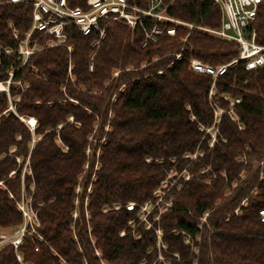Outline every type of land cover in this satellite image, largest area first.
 Masks as SVG:
<instances>
[{"label":"trees","instance_id":"1","mask_svg":"<svg viewBox=\"0 0 264 264\" xmlns=\"http://www.w3.org/2000/svg\"><path fill=\"white\" fill-rule=\"evenodd\" d=\"M25 1L0 0V82L7 86L0 92V228L21 227L22 191L39 226L25 232L17 249L21 263L5 246L0 264H164L156 230L165 264H264V67H229L209 96L212 77L193 72L191 59L225 64L237 56V43L153 19L142 23L161 31L154 42L145 41L140 25L124 21L102 24L97 45L99 31L82 34L66 25L65 45L36 51L22 65L18 44L33 10L32 0ZM127 2L148 7V0ZM164 6L177 20L220 26L212 0H163ZM252 27L264 44V0ZM170 28L173 37L166 34ZM33 33L31 40L39 34ZM37 42L43 45L44 37ZM221 95L241 102L230 107ZM214 104L232 109L238 123L214 115ZM89 146L91 157L99 150L91 182L94 160L84 169ZM172 166L191 178L178 192L154 195ZM171 196L146 230L135 218L139 206L160 197L164 207ZM156 214L157 208L148 221Z\"/></svg>","mask_w":264,"mask_h":264},{"label":"built area","instance_id":"2","mask_svg":"<svg viewBox=\"0 0 264 264\" xmlns=\"http://www.w3.org/2000/svg\"><path fill=\"white\" fill-rule=\"evenodd\" d=\"M17 0H12L16 2ZM217 4L221 11V22L218 28H206L199 25L190 24L177 20L166 14V6L163 7V0H148L147 8H140L137 5H131L127 0H86L84 6L70 7L66 0H35L34 7L38 13L34 15V20L37 23V29L46 31L50 34V28L55 29V36L62 37L63 27L66 25L75 26L82 34L89 33L92 29L99 31V36L102 38L104 35L102 24L111 21H124L130 28L140 25L145 34V41L149 40L154 42V35H160L161 31L153 26L150 30H146L143 26L142 20L153 19L156 23L166 21L171 24H178L187 27L188 29H196L202 33L214 36L222 40H229L237 43L238 54L225 64L211 66L203 63L198 59H191L190 69L198 74L208 75L212 77V91L215 81L218 77L222 76L229 67L238 63L243 64L245 71H253L257 68L264 67V44L256 41V32L252 27L258 11L261 0H212ZM48 13L52 20L42 22V16ZM50 24V26H49ZM166 34L173 37L175 32L173 28L167 30ZM145 41L143 44H145ZM185 41V39H184ZM33 52H31L32 54ZM179 54L175 55L178 59ZM210 90V94H212ZM224 100L229 101L230 107H234L241 101L239 99L230 100L227 97H222ZM227 113L231 121L238 123V118L232 109ZM232 113V114H230ZM220 118V115H219ZM29 127L34 128L33 123H27ZM238 129L241 126L238 125ZM79 191V187L77 188ZM24 220L29 218V213L24 207H20ZM132 206H127L131 209ZM260 220L264 221V209L259 211ZM26 227L17 230L14 240L3 245L10 244L15 249L16 258L21 263L19 254L17 253L18 247L22 243L25 235ZM0 239L6 240L4 235H0Z\"/></svg>","mask_w":264,"mask_h":264},{"label":"rangeland","instance_id":"3","mask_svg":"<svg viewBox=\"0 0 264 264\" xmlns=\"http://www.w3.org/2000/svg\"><path fill=\"white\" fill-rule=\"evenodd\" d=\"M12 1V0H11ZM20 1H24L26 2L25 0H17L16 2L14 3H17V2H20ZM35 0H32V7H33V10H32V26L30 28V30L26 33V36L23 40H20L19 41V44H18V53L20 55L23 56V60H22V65H24V63L26 62L27 58L31 55V52H36V51H40L46 47H52V46H55V45H65V36H62V37H56L55 35V29H54V24H53V27L50 28V32H53L52 34L48 33L46 31V29H43V30H38L37 29V23L36 21L34 20V15H36L38 13V10L35 9L34 7V3ZM52 20V17L48 14V13H44V16H42V22H47L49 23V21ZM105 25V23H104ZM50 26V24H49ZM39 32L38 34V37L36 39H32V36H33V32ZM33 33V34H32ZM104 33V31H103ZM12 35L15 39H17V36L14 32V30H12ZM51 36L53 37L54 40L52 39H49L48 36ZM40 37H44V41L45 43L43 45H37L35 46L37 42V39L40 38ZM104 37V35L102 36V38ZM47 38V39H45ZM100 36L98 38V40L96 42L93 43V45H97L99 43V40H100ZM185 39V38H184ZM184 39H182V42L184 41ZM145 44H143L142 46H144ZM67 49L70 51V47H67ZM176 59V58H175ZM114 75H116V73H114ZM8 83V82H7ZM212 88V86H211ZM209 89V92L210 90L212 91V89ZM7 90V86L4 85L3 83L0 82V92L1 91H6ZM214 90V88H213ZM215 91V90H214ZM213 93V91H212ZM212 95V94H210ZM219 95V94H218ZM220 96V95H219ZM227 97L225 95H221V97ZM228 99L230 100H234L233 98H230V97H227ZM229 103V101H228ZM214 108L215 111H214V115L218 116L219 115L221 116L222 114H227L228 112H230L228 109L227 111H225V109L223 108H220V107H216V104H214ZM232 114V113H230ZM33 123V121H30ZM107 127L105 126V131H106ZM212 129V127H211ZM208 132L210 130H207ZM217 133V124H215L213 126V130L211 131V143H210V146L213 145L214 141H215V134ZM88 141H92V136H90L88 138ZM94 142H96V140H93ZM103 143V140H100L99 141V145ZM92 148H90V146L87 148L86 150V165L84 166V169L85 170H88L90 169V165L92 163V161L94 160V163H93V172H92V175L90 177V182L94 179V170L97 169V159H98V155H99V150L96 149L95 152H94V158L91 157V154H89V151H92ZM91 153V152H90ZM202 154H199V156H201ZM198 155H187V156H183L182 159L184 157H189L190 159H195ZM173 160H175L173 158ZM27 166V163L26 165ZM25 166H24V169L25 170ZM85 175V173L83 174V172L81 173L80 177ZM79 177V180H78V183L80 180H82L81 178ZM188 178H191V175L190 174H187L185 172V170H181V171H176L173 166L170 170H168L167 172V175H166V179L161 182V186L154 192V195L156 194H160L162 197L167 194V192L169 191V189L171 188H174L175 187V190L176 192H178L180 189H181V186L183 185V183L185 181L188 180ZM90 187V186H89ZM89 187L87 188L86 190V194L89 192ZM78 189L76 188L75 192H76V199L74 201V206L75 208L78 207V204H79V200L77 198L78 196ZM174 196H171V198L168 199V202L164 203V207H161L160 204L163 203L161 201V198L158 197L154 202L153 201H147L143 204H141L139 207V210L138 212L136 213V217L135 218H139L140 217V220L139 222H145L146 224V227L145 229H149L152 225L153 222H156L160 215L166 210L167 207L170 206L171 204V200L173 199ZM86 205V200L84 199V206ZM134 203H128L127 206H133ZM20 207H24L25 210H27V212L29 213V218L24 220L23 219V223L21 225V227H18L14 230L12 229H1L0 228V235H4L6 237V240H3V239H0V249L5 247V246H12L10 244H7V245H3L5 243H9L10 241L14 240L15 238H17L16 236V232L17 230L21 229V228H24L26 227V230H29L30 233H33L35 232V228L39 226V222H38V219H37V216L35 214V212H33V210L30 208V199L29 197L26 196V194L24 193V191L21 192V200L19 203H17V207L18 209L20 210ZM118 207H116L115 209H117ZM155 208H157V214L155 215L154 218H152L153 220L150 222L148 221L149 217L153 216V213L155 211ZM73 219H75L77 217V212L76 210L73 212ZM86 217H87V213H86ZM139 222L136 224V225H139ZM132 222H129L128 223V226H132L134 224H131ZM156 235H157V244H156V248H157V251H158V256H157V259L159 262H164V264L166 263V259L162 256V250L165 248L163 243L161 242V238H160V233L158 230L155 231ZM125 234V232H121V235ZM39 239H41L39 237ZM23 240V239H22ZM190 240V239H189ZM190 243H191V240H190ZM15 250V249H14ZM18 253V252H17ZM176 256L175 254L173 255V257ZM168 259V258H167Z\"/></svg>","mask_w":264,"mask_h":264},{"label":"water","instance_id":"4","mask_svg":"<svg viewBox=\"0 0 264 264\" xmlns=\"http://www.w3.org/2000/svg\"><path fill=\"white\" fill-rule=\"evenodd\" d=\"M30 120V119H29ZM29 120L27 121V123L29 122ZM33 121H35L34 119H33Z\"/></svg>","mask_w":264,"mask_h":264},{"label":"bare ground","instance_id":"5","mask_svg":"<svg viewBox=\"0 0 264 264\" xmlns=\"http://www.w3.org/2000/svg\"><path fill=\"white\" fill-rule=\"evenodd\" d=\"M33 122H34V121H33ZM29 123H32V122L29 121Z\"/></svg>","mask_w":264,"mask_h":264}]
</instances>
